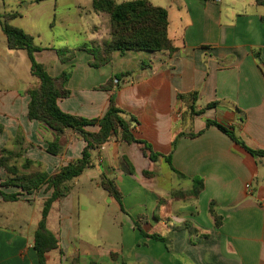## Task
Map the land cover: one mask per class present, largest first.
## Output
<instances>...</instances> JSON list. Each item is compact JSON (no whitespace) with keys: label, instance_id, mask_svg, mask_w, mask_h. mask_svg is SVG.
Returning a JSON list of instances; mask_svg holds the SVG:
<instances>
[{"label":"crops","instance_id":"crops-1","mask_svg":"<svg viewBox=\"0 0 264 264\" xmlns=\"http://www.w3.org/2000/svg\"><path fill=\"white\" fill-rule=\"evenodd\" d=\"M6 1L0 0V9ZM256 1L225 4L226 0H182L189 23L173 36L165 8L168 36L176 48L172 54L115 52L108 64L97 69L88 66L92 57L84 51H77L66 64L57 60L52 49L43 48L35 54L49 76L71 72L67 83L70 96L57 103L61 111L99 118L114 94L115 104L126 119L132 116L136 120L135 138L157 154H171L172 167L184 176L176 177L162 158L151 162L141 144L128 145L121 142L119 134L113 136L91 154L93 167L74 179L70 193L49 211L46 224L58 237L59 250L46 255L47 264H264V158H253L217 128L205 124L211 119L231 127L248 148L264 151V0ZM12 3L20 5L22 1ZM77 16L82 20L80 14ZM17 20L10 24L33 39L39 38L36 30L24 28ZM93 31L97 33L96 27ZM83 53L86 56L78 59ZM126 72L130 74L119 87L97 90L115 74ZM35 84L26 52L9 50L0 26V150L18 152L14 137L20 132L23 148H27L16 165L20 167L27 160L32 163L28 173L51 175L79 159L85 143L67 130L60 138L62 153L47 152L53 133L27 117L26 92ZM194 95L196 111L211 103L216 106L193 116L190 107ZM85 129L93 132L98 128ZM181 133L197 135L181 136L172 150ZM122 156L132 165L133 174L127 172ZM160 161L168 173L158 171ZM145 171L155 176L144 177ZM101 174L113 180L121 194L124 211L108 196L120 212L121 244L116 249L106 246V232L99 228L102 247L85 243L90 226L83 225L82 218L95 213L83 204L84 196L74 187L92 183L99 188ZM5 176L0 168V183ZM195 177L202 179L204 186L197 199H169L173 189L163 188L166 181H182L185 185L177 189L189 190ZM0 190L19 191L13 187ZM50 194L42 188L16 202L0 198V264H38L32 238L43 201ZM210 202L222 217L218 229L213 228L208 216ZM5 203L12 206L3 209ZM37 206L38 216L33 212ZM134 222L147 234L161 235L167 240L166 246L142 237ZM184 222L208 237L184 228Z\"/></svg>","mask_w":264,"mask_h":264},{"label":"trees","instance_id":"trees-1","mask_svg":"<svg viewBox=\"0 0 264 264\" xmlns=\"http://www.w3.org/2000/svg\"><path fill=\"white\" fill-rule=\"evenodd\" d=\"M48 0H33V3L39 4ZM211 0H201L206 3ZM259 2L258 0L256 1ZM91 7L96 14H102L107 17V39L100 44H93L91 47L83 46L74 49H55L57 60L66 64L75 58L77 51H84L92 57L88 63L89 67L100 68L112 60L113 53L124 55L126 52H167L172 54L176 51L171 39L168 36V13L165 8L153 5L149 0H126L116 3L115 0H91ZM21 17L18 12H9L0 14V26L6 38L7 48L9 50H23L26 52L29 63L30 73L35 78L36 84L27 90L29 102L27 105V117L30 121H36L41 127L51 131L54 140L48 143L47 152L52 155L62 153L60 138L65 131L70 130L76 134L84 143L85 147L81 157L64 167L58 169L55 173L48 175L44 172H30L28 168L32 165L30 161L24 160L23 164L18 167L16 161L21 159L22 153L27 147L23 148V139L20 132L14 137V143L19 147L18 152H13L6 148L0 150V168L5 172V180L0 183V188L13 187L19 191L16 193H5L0 190V198L3 202L19 201L21 196H31L40 189L51 191L48 198L43 201L40 221L33 233L32 248L35 253L38 264H47L46 255L53 251L59 250V239L52 233L46 224V219L55 203L65 198L71 190V182L78 178L85 170L93 167L91 154L105 145L113 136L119 134L121 142L125 144H141L142 152L151 162H156L159 158L167 164L170 171L178 178L184 176L176 171L171 164V154L162 156L152 151L150 145L139 141L135 138L133 127L136 123L134 117L129 116L126 119L125 113L119 109L114 100V94L109 99L107 110L102 117L86 119L64 113L58 107V101L70 96L67 83L70 79L71 72L64 71L60 75L51 77L45 71L43 65L35 60V54L43 48L34 45L32 36L25 33L22 29L14 27L10 22ZM258 58V54H256ZM264 69V65H262ZM130 72L115 74L105 84L99 86L97 90H112L113 87H119L113 84L114 80H121L128 76ZM180 98V97H177ZM193 104L190 107L191 115H200L206 109L216 106V103L208 104L204 109L195 110ZM207 127L213 126L221 133L226 135L233 143L249 153L253 158H264V151L253 150L248 148L235 134L231 127L218 123L215 120H205ZM96 126L97 131H87L86 127ZM3 127L0 126V134ZM200 134V133H199ZM198 134V135H199ZM197 135V134H196ZM194 134L181 133L172 143L174 150L178 139L181 136L194 138ZM121 161L126 166L129 174H133V168L125 156ZM142 175L147 178L155 176L153 172H143ZM100 188L106 192L123 210L121 203V194L113 180L101 174L99 178ZM202 179L195 177L192 179V187L189 190L173 189L169 193V199L172 201L195 200L203 191ZM162 201H159V204ZM208 216L210 217L213 228L218 229L222 223V217L216 213V205L210 202L208 205ZM140 235L148 240L163 243L166 246L167 240L159 234H147L142 231L139 224L134 222ZM183 227L191 230L192 233L208 237L193 228L191 223L184 222ZM70 264H78L72 261Z\"/></svg>","mask_w":264,"mask_h":264},{"label":"rangeland","instance_id":"rangeland-1","mask_svg":"<svg viewBox=\"0 0 264 264\" xmlns=\"http://www.w3.org/2000/svg\"><path fill=\"white\" fill-rule=\"evenodd\" d=\"M20 5L13 4L12 0L5 2V6L1 7L0 12L16 11L21 17L17 23L24 28H31L37 31L39 38H34V45L46 49H74L83 46L91 47L93 44H100L107 38V17L102 14H96L91 7V0H48L35 4L32 0H21ZM126 0H115L116 3H121ZM225 1V0H224ZM248 0H245L247 2ZM155 6L166 8L170 15V36L179 35L184 27L189 23L182 6V0H152ZM234 2V0H226L225 4ZM232 11V10H230ZM229 11V12H230ZM82 16L79 20L77 14ZM47 18L45 19V16ZM181 19V20H180ZM96 27L97 33L93 29ZM149 53V52H143ZM76 55V53H75ZM86 54H81L78 59L85 57ZM158 171L161 174L168 173L163 162H159ZM152 168L151 170H154ZM180 184V185H178ZM182 181H166L163 184L165 190L177 189L184 186ZM75 192H79L84 196L86 204L94 211V215H85L82 218V224L90 226L89 234L85 240L90 246L100 245L102 247V236L99 234V229L106 232V246L116 249L121 244L120 212L115 203L108 197L105 191L95 184L76 186ZM12 205L6 204L3 209ZM40 207L33 209V212L38 216ZM84 245V244H83Z\"/></svg>","mask_w":264,"mask_h":264},{"label":"built area","instance_id":"built-area-1","mask_svg":"<svg viewBox=\"0 0 264 264\" xmlns=\"http://www.w3.org/2000/svg\"><path fill=\"white\" fill-rule=\"evenodd\" d=\"M215 1H218V0H215ZM119 83H120V82L117 81V80H114V81H113V84H114V85H117V84H119ZM100 149H102V147H100ZM245 187L248 189V188L250 187V185H246Z\"/></svg>","mask_w":264,"mask_h":264}]
</instances>
